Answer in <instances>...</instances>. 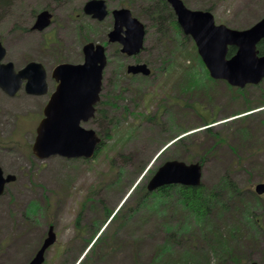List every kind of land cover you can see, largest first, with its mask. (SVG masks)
Returning <instances> with one entry per match:
<instances>
[{"label":"rangeland","instance_id":"rangeland-1","mask_svg":"<svg viewBox=\"0 0 264 264\" xmlns=\"http://www.w3.org/2000/svg\"><path fill=\"white\" fill-rule=\"evenodd\" d=\"M87 1L9 0L6 9L0 8V40L7 49L5 61L12 62L17 69L28 61H38L51 73L61 62L82 63V47L91 41L108 46L109 55L98 104L102 113L97 111L95 120L83 124L105 136L93 159H37L31 149L25 148L32 142L31 131L23 129L19 134L16 116H10L11 125L3 132V145L11 149L0 150V158L2 168L17 180L8 184L0 196V264H29L48 237L50 227L54 228L57 241L46 251L44 264H83L88 256L91 258L84 264H153L156 249L169 241L164 221L144 203L132 219L127 211L137 206L151 177L168 161L190 164L203 158L202 185L207 187L217 185L227 173L239 187L253 192L254 186L264 181V107L250 112L256 114L247 124L255 131L250 145L239 146L234 137L227 143L218 142L219 137L234 134L230 129L233 113L245 109L248 103L256 106L264 101V79L243 89H234L220 80L215 84L198 63L192 38L181 29L177 32L171 18H166L165 24L168 23L172 38L164 46L155 26L143 16L142 6L150 0H106L110 11L127 8L147 26L145 48L136 57L154 74L129 78L127 67L138 63L137 58L115 55L120 45H109L107 36L113 25L112 15L102 22L92 20L83 13ZM183 2L191 9L211 8L217 24L238 30L249 28L264 17V0ZM43 10L53 13L52 25L43 32L32 31ZM181 36L187 37L183 47L178 43ZM176 44L182 54L176 51ZM121 64L125 65L127 76L121 71ZM184 68L198 76L188 75ZM196 81L205 85H198L197 89L193 83ZM31 109L36 111L35 105ZM103 115L105 118H101ZM203 117L217 121L213 131L218 137L204 131ZM24 123L20 121L19 125ZM10 132L8 139L5 134ZM182 137V145L174 144ZM134 185L137 189L133 191ZM122 201L125 204L115 221L113 213ZM34 203L40 207L38 212H28ZM256 213L262 219L263 229L257 240L260 243L256 250L252 246L257 243L247 248L254 262L261 263L264 205ZM223 220L216 218L214 222L225 233L234 220ZM197 239L194 243L205 245L201 235L197 234ZM188 240L190 236L186 237ZM175 248L179 245L175 244ZM244 254L247 250H243ZM211 262L218 264L215 257Z\"/></svg>","mask_w":264,"mask_h":264},{"label":"water","instance_id":"water-1","mask_svg":"<svg viewBox=\"0 0 264 264\" xmlns=\"http://www.w3.org/2000/svg\"><path fill=\"white\" fill-rule=\"evenodd\" d=\"M174 9L177 22L183 33L190 36L212 78L225 80L234 87L257 85L264 79V55L260 56L258 44L264 41V18L252 27L236 30L221 24L217 25L212 12L191 10L182 0H167ZM84 13L93 19L103 21L109 15L105 0H90L84 6ZM114 27L108 34L109 44L119 43L121 52L129 57L136 56L144 48L146 26L133 17L128 9L112 12ZM53 15L49 10L40 12L32 26L33 31L43 32L52 24ZM230 48L235 54L228 57ZM6 48L0 41V87L14 96L20 89L22 79L33 80L40 74L43 89L34 94L45 93L46 69L41 63L30 62L16 74L13 63H3ZM82 64H60L53 71L58 86L44 110V119L37 129L33 153L40 159L52 156L64 158L92 159L101 143L95 130L86 129L82 123L94 118L96 105L100 101L103 73L107 66V48L102 44L87 43L83 48ZM128 73L149 76L151 71L146 64L128 66ZM29 89V86L27 87ZM200 163L187 164L181 161H168L154 174L148 184L153 192L168 185L200 187L202 183ZM16 180L14 175L3 177L0 168V195L5 185ZM258 195L264 194V182L255 187ZM57 236L51 227L36 256L29 264H43L46 251L56 243ZM258 264V263H252Z\"/></svg>","mask_w":264,"mask_h":264},{"label":"trees","instance_id":"trees-1","mask_svg":"<svg viewBox=\"0 0 264 264\" xmlns=\"http://www.w3.org/2000/svg\"><path fill=\"white\" fill-rule=\"evenodd\" d=\"M8 1L9 0H0V8L6 9ZM142 9L144 10L143 16L148 19L147 21L151 23L152 26H155L159 34V39L162 40L164 46H166V42H170L172 38L168 34L169 25L168 23L165 24L167 22L166 18H171L170 20L177 28V32H180L176 17L166 0H150L147 6H142ZM207 10L212 11L211 8ZM165 25H167L166 30L164 29ZM186 39V36H181V41L178 43L183 47L184 40ZM47 43L51 44L52 42ZM177 44L175 45L176 51L182 54L183 50H181L180 46ZM49 46L50 45L44 44V47L48 48ZM258 50L260 55H264V41L259 44ZM234 53L235 49L231 48L229 57ZM115 55L124 56L121 54L119 48L115 49ZM196 57L204 72L209 75L198 53H196ZM136 58L138 63H140L141 61L138 57ZM123 66L125 67V65H122L121 71L124 72ZM184 71H186L188 75L189 73L192 74L193 77L195 75L198 76L189 68H184ZM124 74L127 76L126 72H124ZM129 78H131V76H129ZM209 79L213 83H217V81L212 80L210 76ZM193 83L196 85L197 89H199V86L205 85L200 84L198 81ZM203 90L207 91L206 88ZM262 107H264V101H261L256 106L251 102L247 104L245 109L233 113L231 116L235 118L231 121L232 128L230 129H232L234 134L227 138L219 137L218 142L227 143L230 137H234L236 141H238L239 146L250 145L252 139L255 137V131L249 128L247 124L248 120L251 119L253 115H256L250 112L261 109ZM98 112L99 114L102 113L101 111ZM261 113L264 112L262 111ZM101 118H105V116L103 115ZM203 121L206 127L204 131L208 135L218 137L219 134L214 133L212 126L217 121H215V119H204ZM182 130H184V133L188 132L186 128ZM241 139L243 142L240 143ZM184 140V137H182L174 144L180 146L184 143ZM210 150H213V147L210 148ZM174 159H178V157ZM191 160L194 159L190 158V161ZM203 161L204 159L200 158L199 162L204 168ZM142 192L137 206L129 208L127 215L128 217L130 216L131 219L134 218L137 213L141 212L143 208L142 204L144 203L145 207H149L151 212L156 213L157 216L164 221L163 226L169 236V241L156 249L155 255L157 254V256L154 261L155 264H212L211 261L213 257L217 259L218 264H244L254 262L251 250L247 247L257 243L252 247L253 250L258 249L256 247L260 242L257 240L260 238L263 227L261 222L262 219L256 212L258 207L264 205V201H262V197L256 195L255 192L239 187V185L233 181L230 173L225 174L220 179L219 183L213 187L204 185L200 187L175 185L164 187L153 195H149L146 188ZM39 209L40 207L34 203L29 207L28 212H38ZM119 211L113 217V219H116L115 221H118L117 215ZM224 217H226V219L223 220ZM173 218L174 221L172 220ZM214 218L222 219L225 223L228 220H234V222L224 233L219 231L216 225L217 223L214 222ZM173 223L178 224L173 225ZM197 234L202 236L201 241L205 242V245L202 246V244L197 245V242L194 243L197 239ZM175 236L177 238H174ZM187 236H190V240L188 241H186ZM99 239L100 237L97 239V242ZM175 244L179 245L178 249L181 248L182 251H178V249L175 248ZM204 248H207V251ZM243 250H247V254H244L248 257L246 259L244 258ZM90 258L91 256H88L86 260L89 261ZM86 260L84 263H86ZM261 263L264 264V259Z\"/></svg>","mask_w":264,"mask_h":264},{"label":"flooded vegetation","instance_id":"flooded-vegetation-1","mask_svg":"<svg viewBox=\"0 0 264 264\" xmlns=\"http://www.w3.org/2000/svg\"><path fill=\"white\" fill-rule=\"evenodd\" d=\"M82 58H83V53H82ZM7 62L5 61V63ZM30 62L31 61H28L24 65V67L28 65ZM62 63L80 64V62L74 63L69 61L61 62L59 64ZM59 64H57L55 67H57ZM43 65L47 72L44 80L46 84L44 89L45 90L44 94L39 95V94L31 93V92H39L40 90L43 89L42 80L40 78L39 73L33 74L34 78L31 82L29 79H22L20 82L17 81L16 85L17 83H19L21 87L14 96L10 95L8 92L0 88V150L9 151L11 149L3 145V137H4L3 132H5V128L11 125L10 116H16L15 124L19 128V134L23 129H28L31 131V135L33 136L32 142L30 141L29 145L25 148L29 150L31 149L32 150L31 153L33 155V144L35 143L37 136V127L44 118V110L48 101L52 96V93L56 90L58 86V81L53 77V71L55 70V67L50 73L46 65L44 63ZM24 67L19 69L16 68V74ZM28 86L29 89L27 88ZM32 105H35L36 111L31 109ZM24 109L25 111H23ZM20 121H26V123L19 125ZM33 127H35V130ZM11 133L12 132L5 134L6 137L8 136V139H10ZM1 162L2 159L0 158V167L2 168ZM2 170L4 172L5 177L7 175L12 174L10 171H6L3 168Z\"/></svg>","mask_w":264,"mask_h":264}]
</instances>
